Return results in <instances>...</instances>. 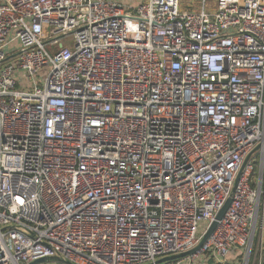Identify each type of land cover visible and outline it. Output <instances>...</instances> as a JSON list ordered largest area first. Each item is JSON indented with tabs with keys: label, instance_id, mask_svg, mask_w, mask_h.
Segmentation results:
<instances>
[{
	"label": "built area",
	"instance_id": "1",
	"mask_svg": "<svg viewBox=\"0 0 264 264\" xmlns=\"http://www.w3.org/2000/svg\"><path fill=\"white\" fill-rule=\"evenodd\" d=\"M263 239L264 0H0V264Z\"/></svg>",
	"mask_w": 264,
	"mask_h": 264
},
{
	"label": "rangeland",
	"instance_id": "2",
	"mask_svg": "<svg viewBox=\"0 0 264 264\" xmlns=\"http://www.w3.org/2000/svg\"><path fill=\"white\" fill-rule=\"evenodd\" d=\"M125 1H128V0H125ZM132 1L137 2L138 0H132ZM181 1H182V5L184 7H186L192 0H181ZM62 41L66 45H68L69 47H72V44H73V35L72 36H69V37L62 38ZM204 227H205V223L204 222H200L199 223V226H198V233L199 234L202 232V230L204 229ZM254 245H255V241L253 242V247H254ZM244 255L245 254L243 252V256ZM240 256H241V251L240 250H236V251H231L229 253V255H228V258H229V260L235 261L236 259L241 258ZM243 259L241 258V261L239 259V261H240L239 264H243ZM254 260H255L254 259V251L252 250L251 255H250V257H249V259L247 261V264H254ZM56 263L57 262H55V261L53 262L51 260H48L46 262H42V263H39V264H56Z\"/></svg>",
	"mask_w": 264,
	"mask_h": 264
},
{
	"label": "water",
	"instance_id": "3",
	"mask_svg": "<svg viewBox=\"0 0 264 264\" xmlns=\"http://www.w3.org/2000/svg\"><path fill=\"white\" fill-rule=\"evenodd\" d=\"M229 203H230V200L228 199V200L226 201V203L224 204V206H223V207L220 209V211L216 214L214 220L212 221L210 227L208 228V231H207L206 234L204 235V237H203L201 243H202V242L208 237V235L210 234V232H211L212 229L214 228V226H215V224H216V221H217L218 219L221 218V216L223 215V213H224V211L226 210V208H227V206L229 205ZM197 248H198V247H196V248H194V249H192V250H190V251H188V252H185L184 254H182V255H180V256H184V255L191 254V253H193ZM51 259L54 260V258H50V260H51ZM165 259H168V258H165ZM165 259H162V260H165ZM48 260H49L48 258H39V259H37V260H35V261H32V262L29 263V264H39V263H42V262H46V261H48ZM162 260H161V261H162ZM67 264H71V263H67Z\"/></svg>",
	"mask_w": 264,
	"mask_h": 264
},
{
	"label": "trees",
	"instance_id": "4",
	"mask_svg": "<svg viewBox=\"0 0 264 264\" xmlns=\"http://www.w3.org/2000/svg\"><path fill=\"white\" fill-rule=\"evenodd\" d=\"M239 262V260H238ZM222 264H235V262L233 260H229L225 263H222ZM260 264H264V239H263V247H262V252H261V262Z\"/></svg>",
	"mask_w": 264,
	"mask_h": 264
},
{
	"label": "crops",
	"instance_id": "5",
	"mask_svg": "<svg viewBox=\"0 0 264 264\" xmlns=\"http://www.w3.org/2000/svg\"><path fill=\"white\" fill-rule=\"evenodd\" d=\"M51 261H53V260H51ZM54 262V261H53ZM56 264H58V263H56ZM254 264H257L256 262H254Z\"/></svg>",
	"mask_w": 264,
	"mask_h": 264
}]
</instances>
